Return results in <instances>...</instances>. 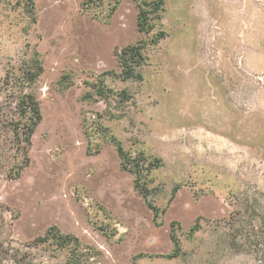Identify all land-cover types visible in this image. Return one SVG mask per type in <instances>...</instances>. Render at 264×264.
Returning <instances> with one entry per match:
<instances>
[{"label": "rangeland", "instance_id": "rangeland-1", "mask_svg": "<svg viewBox=\"0 0 264 264\" xmlns=\"http://www.w3.org/2000/svg\"><path fill=\"white\" fill-rule=\"evenodd\" d=\"M139 11L136 0H0V82L43 67L28 90L42 121L17 180L23 155L0 132L2 239L25 264H258L233 219H264V0H165L150 34ZM142 43L147 62L125 79L117 54ZM113 138L158 165V217ZM51 230L78 245H36Z\"/></svg>", "mask_w": 264, "mask_h": 264}, {"label": "trees", "instance_id": "trees-1", "mask_svg": "<svg viewBox=\"0 0 264 264\" xmlns=\"http://www.w3.org/2000/svg\"><path fill=\"white\" fill-rule=\"evenodd\" d=\"M89 6L94 0H88ZM139 3L138 15V31L140 33L150 34L156 27V22L161 20L162 13L165 7V0H136ZM167 33L161 31L154 35L149 42L150 45L157 46L163 39L167 37ZM148 44L142 43L139 45L129 46L124 48L117 58L120 67L123 71L125 79H131L136 76V71L139 67L147 62L144 50ZM43 74V67L41 62L35 61L27 70L17 71L11 67L6 71L5 77L0 82V132L2 128H8L12 140L10 145L6 144V149H13L16 147L17 155H23V163H15L9 171V177L17 180L21 177L22 171L30 164L28 151L32 146V138L35 134L36 128L42 121V112L40 102L35 93L29 92L38 79ZM12 116L11 118H9ZM121 160V167L124 171H128L136 176L135 190L145 199L148 207L158 217L159 209L153 205L149 200L150 180L148 179L151 172L158 168V165L149 164L146 166L141 163L146 157L143 152L138 156L133 157L131 153L126 152L121 142L113 138ZM4 149L0 143V158L4 154ZM16 156V157H18ZM156 163H158L156 161ZM16 172V174H15ZM241 216V214H236ZM257 217V215H255ZM2 221L0 214V264H25L26 260L21 255V250L12 245H7L2 239ZM241 222L239 234L245 239L241 247L250 249L258 264H264V219L258 221L254 218L249 221L241 219H233V222ZM198 224L191 230L192 233L197 231ZM54 231V230H53ZM52 236V237H51ZM55 239L60 248H65L71 243L78 245V239L72 236H64L59 232L52 234L49 231L45 237L39 238L35 241L36 245L43 244L49 239ZM172 239L175 244L174 253L170 258H176L180 255L181 245L180 241L172 233ZM247 245V246H246Z\"/></svg>", "mask_w": 264, "mask_h": 264}]
</instances>
